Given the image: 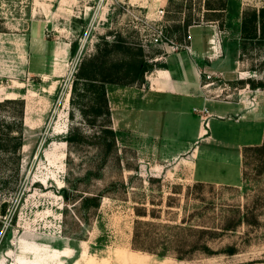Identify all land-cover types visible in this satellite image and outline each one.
Instances as JSON below:
<instances>
[{
  "label": "rangeland",
  "instance_id": "obj_1",
  "mask_svg": "<svg viewBox=\"0 0 264 264\" xmlns=\"http://www.w3.org/2000/svg\"><path fill=\"white\" fill-rule=\"evenodd\" d=\"M168 6V0H0V101H25L23 145L16 155L0 153V264H264V169H259L255 155L249 156L241 180L234 145L238 141L260 145L264 140V86L252 88L237 82L248 78L264 82V47L241 53L242 15L246 9L263 7L264 0H227L220 21L206 20L213 17L206 0H175L171 12ZM128 7L151 18L163 7L166 26L167 15L177 22L189 13L200 19L189 28L193 45L210 53L208 41L213 35L214 45L221 50L216 55L212 49L221 72L202 71L216 88L211 98L243 101L241 112L249 113L251 121L238 128L228 120L235 119L234 112H228L225 119L213 117L212 141L206 137L192 141L178 156L150 153L166 149L172 140L189 138V127L180 130L176 123L162 122L157 128L149 122L144 129L150 134L139 138L143 154L131 148L130 131L118 134L117 155L104 167L103 178L89 186L95 192L108 187L109 192L90 215L86 239H74L64 230L80 232L83 221L61 190L68 175L94 168L99 156L92 145L97 128L87 125L79 112L70 116L69 96L78 66L103 38L112 41L118 35L141 42L149 54L161 52L155 61L164 60L167 52L164 44L145 39L127 14ZM213 23L217 25L214 32ZM71 43L76 44L74 54ZM15 108L8 106L0 113L8 115ZM190 118L199 123V116ZM73 126L91 137L90 145L78 151L68 145L67 134ZM156 133L160 137L152 138ZM194 147L200 150L197 174L218 179L225 171L236 185L194 181L196 156H190ZM112 183L118 184L113 190ZM65 208L69 211L64 212ZM244 213L249 222L238 225ZM138 220L217 230L215 237L205 234L204 239L198 231V238L217 253L207 255L198 249L193 258L179 261L175 251L160 259L134 249ZM138 227L156 239L184 235L177 228ZM229 246L236 248L233 255L224 251Z\"/></svg>",
  "mask_w": 264,
  "mask_h": 264
},
{
  "label": "trees",
  "instance_id": "obj_2",
  "mask_svg": "<svg viewBox=\"0 0 264 264\" xmlns=\"http://www.w3.org/2000/svg\"><path fill=\"white\" fill-rule=\"evenodd\" d=\"M168 11H172L175 0H168ZM184 2H179V7ZM206 8L213 13V17H206V20L216 21L222 18L223 12L226 11L227 0H206ZM170 21L165 27L166 35L172 39L183 42L189 28L199 24L200 19L191 13L187 14L183 20L177 22L176 18L167 15ZM264 47V6L256 9H246L241 19V53L244 54L249 48ZM76 51V44L71 43V54ZM161 52L157 51L152 54L146 52L144 46L139 41H131L126 37L118 35L110 41L103 38L102 42L96 46V51L92 54L85 55L76 72L72 83L70 96V116L74 117L76 112L83 117L87 125L97 128L92 138V143L98 151V162L94 168L88 169L83 174L66 177L67 185L62 188L61 192L66 203L71 204L80 216L83 224L80 232L64 230V234L74 239H86V231L90 227V215L95 214L102 204L103 197L109 192V188H103L98 192L89 190V186L95 181L102 179L104 176V167L109 160L119 150L118 132L113 128L112 113L107 95V85L116 84L121 86H143L147 83L146 75L154 68L165 67L166 64L153 60ZM238 84H248L252 88L264 86L263 81H256L252 78L241 79ZM8 106L17 107L8 115L0 113V153L4 155H16L23 145L24 130V112L25 101L23 98H6L0 101V111ZM90 136L79 126H73L67 134V143L78 151L82 146L90 145ZM78 149V150H77ZM255 155L259 160V169H264V140L260 145L246 146L243 149V178L245 176V163L249 156ZM257 161V159H256ZM117 183L111 184V189H115ZM18 185L15 187V190ZM69 211L65 208L64 212ZM145 215V214H139ZM248 215L242 214L239 217L238 225L248 223ZM133 235V247L138 250H146L156 255L160 259L166 258L172 251L174 257L181 261L191 259L198 249L200 252L212 255L217 252L212 250L206 240L208 237H215L217 230L200 229L187 225H170L162 222H141L138 220ZM139 224L146 226L155 225L162 228H177L183 231V237L179 235H167L163 238L156 239L151 233L145 234L139 231ZM223 229H232L225 226ZM189 230L188 234L186 231ZM198 231L201 235L198 238ZM191 232H194L193 234ZM185 236V237H184ZM148 241H155L161 244L153 246L146 244ZM158 249V250H157ZM229 255L236 252L234 246H229L224 250Z\"/></svg>",
  "mask_w": 264,
  "mask_h": 264
},
{
  "label": "crops",
  "instance_id": "obj_3",
  "mask_svg": "<svg viewBox=\"0 0 264 264\" xmlns=\"http://www.w3.org/2000/svg\"><path fill=\"white\" fill-rule=\"evenodd\" d=\"M213 28V32L216 30V23L210 24ZM214 34V33H213ZM213 35L208 41L211 52L202 49L198 44L193 45L190 41L193 49V53H189L186 50H179L176 52H166L164 60L160 61L165 63V67L154 68L147 75V83L145 85L134 86H121L116 84L107 85V95L109 99L110 109L112 113L113 128L122 136L125 130L130 131V143L131 148L136 150L138 154L144 153V145L142 141H139L140 137H146L150 133L145 131L144 126H148V123H154L159 128L158 124L164 122L166 125L170 123H176L180 130L184 128H191L192 132L189 138H183L181 140H172L173 143L167 145L166 149H157L152 153L155 156H178L182 150H188L189 145L196 142L201 138H208L210 142L214 138V134L210 132L213 127L210 119L218 117L225 119L228 112L235 113V119H229L234 122L235 126L239 128L243 123L251 121L250 115L243 114L241 111L244 107L243 101L240 103L226 101L221 102L211 98L205 99L206 96H211V92L216 89L214 87L203 85L209 83L210 80L205 79V72H221L217 68L219 65V58L213 54ZM209 57L211 58L210 60ZM216 67V68H215ZM215 71H212V70ZM208 90L209 93H208ZM217 104H220L218 106ZM226 106V110L223 106ZM238 105V107H234ZM199 109L207 107L209 114V129H205L201 117L194 112V108ZM237 111V113H236ZM240 112L243 115H239ZM146 113V116L143 114ZM195 115L199 123L190 122L191 116ZM148 115V116H147ZM238 115V116H237ZM245 115V116H244ZM163 118V119H161ZM163 120V121H162ZM258 120H255L256 122ZM193 123V124H192ZM209 130V131H208ZM160 133H156L152 138L160 137ZM172 138V136H170ZM236 146L235 153L236 158L239 160L241 180L243 179V149L246 147L244 141H238L234 143ZM252 146V145H250ZM200 150L194 147V151L190 156H196L194 159V171L193 178L197 183H216L222 185H236L232 183V177H227L224 174L218 176V179H210L211 175L203 173L197 174V162L199 158Z\"/></svg>",
  "mask_w": 264,
  "mask_h": 264
},
{
  "label": "built area",
  "instance_id": "obj_4",
  "mask_svg": "<svg viewBox=\"0 0 264 264\" xmlns=\"http://www.w3.org/2000/svg\"><path fill=\"white\" fill-rule=\"evenodd\" d=\"M126 12L130 16L131 20L137 25V29H139V32L143 34L146 40L149 37L150 42L164 44L167 48V52H176L182 49L188 51L189 53H193L192 45L190 43L192 40L190 31H188L183 42H178L166 35L165 8L160 7L152 18L148 14H142L130 7L126 8ZM212 49L216 55H218V52L221 51L217 50L214 43L212 45ZM209 59L211 58L209 57ZM211 77L212 76L208 74L207 78L210 79ZM212 84L213 82L210 80L209 83H206L203 86L208 87ZM209 91L210 90H208V93ZM205 99L210 100L211 96H206ZM194 112L200 115L204 128L209 129L208 108L204 107L199 109L195 107Z\"/></svg>",
  "mask_w": 264,
  "mask_h": 264
},
{
  "label": "bare ground",
  "instance_id": "obj_5",
  "mask_svg": "<svg viewBox=\"0 0 264 264\" xmlns=\"http://www.w3.org/2000/svg\"><path fill=\"white\" fill-rule=\"evenodd\" d=\"M70 97V96H69Z\"/></svg>",
  "mask_w": 264,
  "mask_h": 264
}]
</instances>
